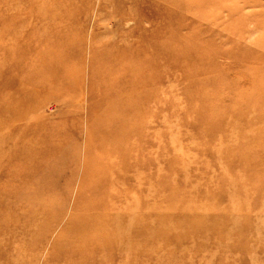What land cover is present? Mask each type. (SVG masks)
<instances>
[{
	"label": "rangeland",
	"instance_id": "rangeland-1",
	"mask_svg": "<svg viewBox=\"0 0 264 264\" xmlns=\"http://www.w3.org/2000/svg\"><path fill=\"white\" fill-rule=\"evenodd\" d=\"M0 264H264V0H0Z\"/></svg>",
	"mask_w": 264,
	"mask_h": 264
},
{
	"label": "bare ground",
	"instance_id": "bare-ground-1",
	"mask_svg": "<svg viewBox=\"0 0 264 264\" xmlns=\"http://www.w3.org/2000/svg\"><path fill=\"white\" fill-rule=\"evenodd\" d=\"M147 45L148 46H143V44H141V45L136 46L133 49H128L126 47H122L121 54L125 58H128L131 61V64H132V62H134L138 59L141 64H144V62H146L147 65H149L150 67L154 66V65H156V56H157V54L155 53L154 48H153L154 44H151V42H150V43H147ZM153 52H154V54H153ZM134 163L138 164L139 162H134ZM114 167H115L116 172H117V168H118V170L121 169L122 171H126L130 168V165H129V163H123L122 164V162L119 158L115 162ZM123 176H125L124 173H123ZM123 176H122V179L124 178Z\"/></svg>",
	"mask_w": 264,
	"mask_h": 264
}]
</instances>
